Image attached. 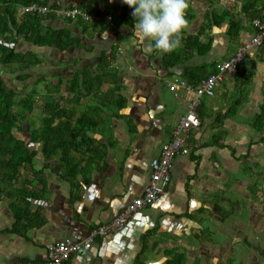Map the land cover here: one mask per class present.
I'll return each instance as SVG.
<instances>
[{
    "label": "crops",
    "instance_id": "crops-1",
    "mask_svg": "<svg viewBox=\"0 0 264 264\" xmlns=\"http://www.w3.org/2000/svg\"><path fill=\"white\" fill-rule=\"evenodd\" d=\"M87 1L48 3L65 7ZM92 1L107 10L101 14L111 16L115 7L126 4L125 0ZM242 1L188 0V24L180 38L197 36L200 49L197 52L194 48L192 57L173 65L163 62L165 52L149 47L152 41L139 35L137 22H104V29L90 36L91 29L83 32L77 20L49 16L45 25L69 30L80 43L64 49L18 44L20 48L28 45L21 49L43 57L55 55L71 76L77 74L81 79L84 70L89 76H102V91L116 87L113 95L122 106L111 103L104 107L88 130L89 137L104 144L106 155L104 161L89 169L86 179L76 180V184L60 177L57 158H45L41 140L32 142L29 134L24 137L36 155L33 167H23L18 178L36 179L25 189L37 196L0 197V263L43 259L49 242L85 239L91 227L108 222L141 194L150 173L149 161L171 137L188 100L194 97V92L179 86L180 80L194 86L192 75L190 82L183 77L185 68L193 72L198 68V86L209 67L215 68L216 62L232 56L254 33L255 18L264 21V0L257 1L260 17L254 18L244 13ZM232 20L239 24L237 33L230 26ZM183 44L180 42L181 47ZM258 48L239 64L238 71L224 75L213 96L200 98V125L184 140L188 154L176 155L171 179L157 200L113 235L96 237L89 247L81 246L66 264H133L144 238L146 264H168L167 252L177 248L185 252L182 264H264V143H253L264 134V129L253 126L263 99L264 52ZM169 83L175 85L174 90L169 89ZM240 87L243 92L239 94ZM240 95L242 102L234 113L216 119ZM95 102L96 98L83 95L62 106L77 108L76 117ZM152 253H157L152 258L154 263L148 262Z\"/></svg>",
    "mask_w": 264,
    "mask_h": 264
},
{
    "label": "trees",
    "instance_id": "trees-1",
    "mask_svg": "<svg viewBox=\"0 0 264 264\" xmlns=\"http://www.w3.org/2000/svg\"><path fill=\"white\" fill-rule=\"evenodd\" d=\"M257 1H242L244 13L250 18L260 17V8L256 7ZM92 2V0L87 1L85 4L77 2L65 7L78 6L90 12H107V10H101L96 5H93ZM31 4L46 7L47 11L41 14L35 11L25 12L21 10L22 6ZM55 8H61V5L56 3L50 4L48 0H0L1 64L5 67L16 64V68H23L25 66H34L40 61L34 51L19 48L18 44L20 42H29L38 46L55 45L58 49H64L67 46L78 45L80 43L79 38L69 30L62 28L55 29L45 25L44 21L47 17L57 16L54 13ZM113 10L111 19L116 24L123 22L133 25L135 22H138V17H134L132 14L133 6L127 3L120 7H115ZM212 17L215 18L214 15ZM64 19L73 20L71 18ZM75 20H77V24L81 26L83 32L87 31V28H90L91 24L92 28L88 31L89 35L92 32L104 29L106 24L103 23L108 22L104 20L102 23H92L81 18ZM230 26L235 28L234 30L237 33L239 24L232 20L230 21ZM229 33L232 35L231 29H229ZM196 38L197 36L180 38V42L184 43L183 46L179 45L176 49L165 52L163 62L173 65L174 63L188 60L192 57L194 48L197 52L200 49L199 43L195 41ZM258 49L264 52V40ZM152 50L159 49L152 47ZM108 55L114 59L113 53H109ZM205 68H208V65ZM209 68L211 69L205 71L206 76L215 70L214 67ZM238 70L239 67L236 71ZM198 73V68L194 72L190 68H185L183 77L187 80L191 75L194 77L190 80L194 85L190 84L193 88L197 87L195 83L199 77ZM21 76L24 77V75ZM103 81L102 76H89L88 71L84 70L81 79L77 74H73L70 77L68 86L64 90L65 92H59L58 81L54 84L50 82L46 84L45 87L49 92V97L42 109L43 116L39 117L40 126L36 127L35 109L33 107L36 91L26 92L16 98L15 90L4 81L0 73V197L4 196V194L21 199H27V197L35 198L37 196L36 193L28 192L25 189L26 184H30V186L34 185L36 179L27 181L25 179L19 180L18 178L19 168L21 166L33 167V159L36 155L35 150L30 149L27 146L26 139L20 135L25 130L23 123H27V131L32 142L42 141L41 150L45 158H57L58 167L61 171L60 177L70 183L76 184V180L86 179L89 169L96 166L99 161H104L106 155L104 144L92 139L87 133L101 117L100 112L103 111L104 107H107L111 103H114L117 107H121L122 103L117 102L119 98L113 95V90L116 87L109 88V92L102 91L101 86L103 85ZM238 92L239 94L240 92L242 93L243 89L240 87ZM70 93H73L72 98L75 102L83 95L96 98L95 105L86 106V109H82L76 117H73L75 109H78L71 106H62V102L72 99L71 97L69 98ZM261 93L263 97L262 103L259 105V112L253 122V126L258 130L264 129V80ZM241 102L240 95L239 98H236L232 102L227 111L224 114L217 115L216 119L232 115ZM197 113L198 116L201 115L199 110ZM256 142L264 143V134L259 139L254 140L253 143ZM13 181L16 182L15 186H13ZM9 187L10 190H8ZM252 193L254 192L252 191ZM144 249L145 238L142 248L133 257V264H146ZM165 261L168 264H182L185 261L184 250L177 248L169 253L167 252Z\"/></svg>",
    "mask_w": 264,
    "mask_h": 264
},
{
    "label": "built area",
    "instance_id": "built-area-1",
    "mask_svg": "<svg viewBox=\"0 0 264 264\" xmlns=\"http://www.w3.org/2000/svg\"><path fill=\"white\" fill-rule=\"evenodd\" d=\"M21 10L44 14L47 8L31 4L22 6ZM54 13L63 18L73 20L81 18L92 23H98L102 19L111 20L109 14L90 12L78 6L55 8ZM252 24L255 28L254 33L239 45L232 56L216 62L215 70L203 78L197 87L191 88L184 81H179V86L188 91H193L194 97L188 100L186 112L180 117L171 137L162 143L159 153L149 161L150 173L141 194L134 196L111 220L93 226L85 239L75 241L67 238L62 241L49 242L45 245V257L43 259H26L12 264H65L70 255L81 246L89 247L96 237L113 235L124 227L126 222L142 208L155 202L162 192L163 185L171 179L170 173L176 155L188 154V148L184 146V140L191 129L200 125V118L197 113L200 98L204 95L213 96L224 75L235 72L239 64L245 58L252 56L262 44L264 40V21L255 18ZM168 86L170 90L175 89L173 83H169Z\"/></svg>",
    "mask_w": 264,
    "mask_h": 264
},
{
    "label": "clouds",
    "instance_id": "clouds-1",
    "mask_svg": "<svg viewBox=\"0 0 264 264\" xmlns=\"http://www.w3.org/2000/svg\"><path fill=\"white\" fill-rule=\"evenodd\" d=\"M133 6V16L138 17L135 27L142 38L152 41L154 47L170 52L180 45V34L188 24V0H125ZM107 34V33H106Z\"/></svg>",
    "mask_w": 264,
    "mask_h": 264
},
{
    "label": "rangeland",
    "instance_id": "rangeland-1",
    "mask_svg": "<svg viewBox=\"0 0 264 264\" xmlns=\"http://www.w3.org/2000/svg\"><path fill=\"white\" fill-rule=\"evenodd\" d=\"M105 19H102L98 23H102ZM109 23H111V20H106ZM91 25V24H90ZM92 28V26H89ZM113 30V28H112ZM101 31H97L99 33ZM94 33V32H93ZM96 34V32H95ZM91 36V35H90ZM96 37V36H95ZM28 45L22 44L21 48L26 49ZM20 48V46H19ZM36 52V51H35ZM42 58V60L39 58ZM38 58L40 59V62H38L34 66H25L23 68H16V64H12L10 66L5 67L3 64L0 63V73L2 74L4 81L16 92V98L20 95L31 92L32 90L36 91V99L34 100L33 107H34V116L36 119L35 126H40V118L42 117V112H40L41 108L43 107V104L48 100L49 92L46 90V84L49 82L56 83L59 82V88H63V85L66 87L68 86L69 80H70V73L68 71H64L62 64L56 60L55 55L52 57L47 58L43 57L42 54H38ZM21 75H24L22 77ZM61 85V86H60ZM59 92H65L63 89H60ZM71 94H69L70 96ZM207 97V96H204ZM62 104H64L62 102ZM40 117V118H39ZM23 127L25 131L23 133H20L22 137L28 138L27 133V123H23ZM19 134V132H18ZM75 153V152H74ZM40 158V156H39ZM20 172H23V167L21 166L19 168ZM220 238V236L218 237ZM251 239V237H250ZM256 249V248H254ZM259 251L255 252L254 255H258ZM157 253H152L148 258V262L154 263L153 256ZM12 264V263H11ZM161 264V263H160ZM163 264V263H162ZM165 264V263H164ZM253 264H258L257 262H254Z\"/></svg>",
    "mask_w": 264,
    "mask_h": 264
},
{
    "label": "bare ground",
    "instance_id": "bare-ground-1",
    "mask_svg": "<svg viewBox=\"0 0 264 264\" xmlns=\"http://www.w3.org/2000/svg\"><path fill=\"white\" fill-rule=\"evenodd\" d=\"M238 68V67H237ZM237 70V69H236ZM223 81V80H222ZM193 92V91H192ZM92 228V227H91Z\"/></svg>",
    "mask_w": 264,
    "mask_h": 264
}]
</instances>
